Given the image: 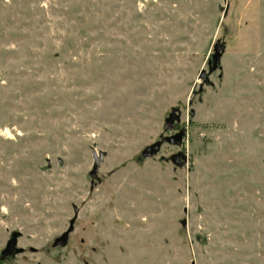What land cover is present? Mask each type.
Returning a JSON list of instances; mask_svg holds the SVG:
<instances>
[{
	"label": "rangeland",
	"instance_id": "1",
	"mask_svg": "<svg viewBox=\"0 0 264 264\" xmlns=\"http://www.w3.org/2000/svg\"><path fill=\"white\" fill-rule=\"evenodd\" d=\"M0 264H264V0H0Z\"/></svg>",
	"mask_w": 264,
	"mask_h": 264
},
{
	"label": "water",
	"instance_id": "2",
	"mask_svg": "<svg viewBox=\"0 0 264 264\" xmlns=\"http://www.w3.org/2000/svg\"><path fill=\"white\" fill-rule=\"evenodd\" d=\"M219 43L216 44L215 48H214V53L212 55V68H215L216 65L219 63L220 60V53H219ZM198 77L203 80L205 78L204 76V71L201 70L198 74ZM178 119L177 115L172 111L170 117L167 120L168 124H171L173 122V120ZM183 130H179L177 133L171 135L170 137H168L166 139V141L169 144H173V145H180L182 138H183ZM160 149V142H154L151 145L146 146L143 150H142V155L145 157H149L152 156L154 154H156ZM93 157H96V153L93 151ZM75 214L77 213V210L74 209ZM73 223H74V219H71L70 223H69V227L68 229L63 232L59 237H57L54 240V245H59V246H65V244L67 243V239H68V234L70 233V231L73 229ZM13 243L9 242L8 246L5 250V253L10 252L12 249Z\"/></svg>",
	"mask_w": 264,
	"mask_h": 264
},
{
	"label": "flooded vegetation",
	"instance_id": "3",
	"mask_svg": "<svg viewBox=\"0 0 264 264\" xmlns=\"http://www.w3.org/2000/svg\"><path fill=\"white\" fill-rule=\"evenodd\" d=\"M179 130H180V129H179ZM179 130H178V131H179ZM176 158H177V157H176ZM7 253H9V252H7ZM7 253H6V254H7Z\"/></svg>",
	"mask_w": 264,
	"mask_h": 264
}]
</instances>
